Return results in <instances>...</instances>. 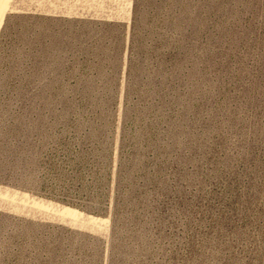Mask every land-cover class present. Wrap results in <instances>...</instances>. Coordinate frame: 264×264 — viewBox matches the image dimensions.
<instances>
[{"label":"rangeland","instance_id":"1","mask_svg":"<svg viewBox=\"0 0 264 264\" xmlns=\"http://www.w3.org/2000/svg\"><path fill=\"white\" fill-rule=\"evenodd\" d=\"M0 264H264V0H0Z\"/></svg>","mask_w":264,"mask_h":264}]
</instances>
